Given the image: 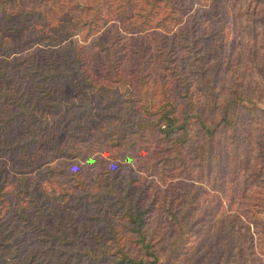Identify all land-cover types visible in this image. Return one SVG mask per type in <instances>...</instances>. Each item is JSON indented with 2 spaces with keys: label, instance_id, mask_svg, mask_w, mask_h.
Instances as JSON below:
<instances>
[{
  "label": "rangeland",
  "instance_id": "rangeland-1",
  "mask_svg": "<svg viewBox=\"0 0 264 264\" xmlns=\"http://www.w3.org/2000/svg\"><path fill=\"white\" fill-rule=\"evenodd\" d=\"M245 2L28 0L38 11L26 21L10 11L21 1L6 4L0 40L13 47L0 57L30 53L31 66L8 64L12 85L46 117L0 132V264H114L115 246L96 254L104 241L128 240L104 197L117 188L157 201L147 213L158 255L128 242L152 264H264V18L253 33ZM49 62L60 78L43 76ZM148 98L190 113L182 161L155 162L157 140L134 131ZM213 125L214 158L201 162ZM27 214L60 220L68 240L44 237Z\"/></svg>",
  "mask_w": 264,
  "mask_h": 264
},
{
  "label": "trees",
  "instance_id": "trees-1",
  "mask_svg": "<svg viewBox=\"0 0 264 264\" xmlns=\"http://www.w3.org/2000/svg\"><path fill=\"white\" fill-rule=\"evenodd\" d=\"M17 1L18 0H0V22H2L3 13L6 11V4L10 2L11 4H14ZM19 1H21L22 6L17 7L18 11H10L15 14L22 13L24 15L23 21H26L28 18L30 19L38 11L36 5L29 3L25 5V1L28 0ZM253 2L254 0H248V2H245V5L247 6L245 13L248 17H252L251 19L253 21L250 25L253 28L251 31L255 33L254 31L258 27L257 24L259 25L260 23L258 21L260 20L259 18H264V6L261 8L263 12L262 15L259 14L260 4L264 5V0H257V2H255L254 4ZM257 31L260 30L258 29L256 30V32ZM54 37L56 41H61L65 38V33H63L62 31L57 32ZM12 47V44H7V42L0 40V53L3 54L10 52V49ZM29 57L30 53L19 54L14 60H8L7 58L0 57V132L9 131L12 127L16 125V123L20 122L21 118L28 117L31 120L34 119L35 121L40 122L43 121L46 117L45 114L42 113L41 109L34 107L37 101H32L31 95H24V89H22L18 85L20 83L19 81H17V85H12V83L15 82L13 79H17V76L15 74V69H13L12 67L9 68L8 64L13 61L17 63V66L19 67H22V65L24 64L29 67L31 66ZM51 63L56 62L53 60ZM54 65L56 64H51L50 66L49 62V65L47 64V66H45V68L49 70L44 72L43 76L50 75V77L52 78H60V72H56L54 70ZM165 67L168 68V65L165 64ZM36 70L37 68L33 69L32 71ZM184 93L187 95L188 90H186ZM148 101L150 104H146L145 109L147 110L150 107L149 112L147 113L146 111V114H148L149 117L147 116L145 118L140 119L138 121V127L134 131L138 134V136H140L144 131L143 128H146L148 129V132L152 135V137H154L157 141H162L158 143L154 140V142L152 143L153 147L155 148V150L152 151L155 154V162L161 161L163 157H165L166 160L168 156H170L171 158L177 157L182 161L183 157L181 154L183 144L186 143L191 136L192 126L190 123V113H188L186 109H182L181 111L176 110V103L172 98H167L161 103L160 106L156 108L152 107L150 98H148ZM243 116L245 119V114H241L240 119H243ZM203 124V127L205 128L206 124L204 120ZM217 128L218 127L216 125H213L206 130L207 153L206 157L202 158L201 162H205L207 159L208 163L212 158H214V154L212 152V143ZM163 142L166 143L168 146L165 147ZM43 143H46V141L43 140ZM56 146L57 149H62L60 145ZM170 149L173 150V153H169L167 155L164 154V151H169ZM64 151L69 152V150L67 149H64ZM72 153L73 152H70V154ZM248 153L249 155H247V161L245 160V162L249 166V161L251 159L249 149ZM109 191H111V194ZM109 191L107 190L106 192H104V197H109L111 199L110 203L113 205L115 211H119V215L121 216V218L127 221L128 229H126V234L128 235V240H121L117 238L110 240L111 242L104 241L100 248V253L96 255H99L100 257H107L108 251H110L115 246L116 248L112 252V254L114 255V264L154 263L153 260H145V258L138 256L135 253H132L131 251L133 248L130 246V244L133 246L137 245L140 249L143 248L147 255H158V244H156L157 240L155 239L153 233L149 234L148 232L149 213H147L149 209L148 207H154L157 201H154V198H151L149 204L146 205L145 201L147 200V193L145 192V190H142L140 192V195L137 199L130 197L127 189L117 188V190L109 189ZM94 195L98 196L97 193H94ZM173 214L175 215L176 220L180 223L181 227H183L182 216H178L176 212ZM42 215H44V213H42ZM27 216H30L29 218H31V221L34 223L37 229L44 235V237H51L56 239L57 237L62 236V238L68 240L66 228L64 227V230L66 232H64L63 234L60 232V220L56 221L57 224H51L48 217L46 216H31L30 214H27ZM39 218L42 219V222H40ZM4 220L5 218H3L2 212L0 210V228L2 230L6 225ZM93 234L98 235L97 232H94ZM98 237L100 236L98 235ZM70 239L76 240V238H73V236L69 237V240ZM128 242L130 244H128ZM243 249L244 248L242 246V250ZM253 251L249 252V254H254ZM241 255V257L244 256V251H241ZM247 259V257L246 259H243L240 264H246Z\"/></svg>",
  "mask_w": 264,
  "mask_h": 264
}]
</instances>
